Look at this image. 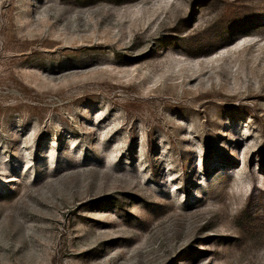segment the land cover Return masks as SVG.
I'll list each match as a JSON object with an SVG mask.
<instances>
[{
    "label": "rangeland",
    "instance_id": "374dc122",
    "mask_svg": "<svg viewBox=\"0 0 264 264\" xmlns=\"http://www.w3.org/2000/svg\"><path fill=\"white\" fill-rule=\"evenodd\" d=\"M0 264H264V0H0Z\"/></svg>",
    "mask_w": 264,
    "mask_h": 264
},
{
    "label": "bare ground",
    "instance_id": "6f19581e",
    "mask_svg": "<svg viewBox=\"0 0 264 264\" xmlns=\"http://www.w3.org/2000/svg\"><path fill=\"white\" fill-rule=\"evenodd\" d=\"M134 4H136V3H134Z\"/></svg>",
    "mask_w": 264,
    "mask_h": 264
}]
</instances>
